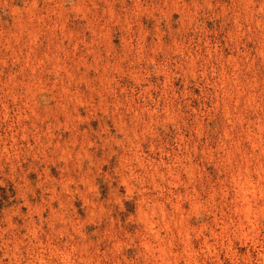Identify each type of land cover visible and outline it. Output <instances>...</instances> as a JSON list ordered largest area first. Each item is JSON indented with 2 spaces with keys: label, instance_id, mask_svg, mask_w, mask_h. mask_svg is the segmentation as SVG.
<instances>
[{
  "label": "rangeland",
  "instance_id": "1",
  "mask_svg": "<svg viewBox=\"0 0 264 264\" xmlns=\"http://www.w3.org/2000/svg\"><path fill=\"white\" fill-rule=\"evenodd\" d=\"M0 264H264V0H0Z\"/></svg>",
  "mask_w": 264,
  "mask_h": 264
}]
</instances>
